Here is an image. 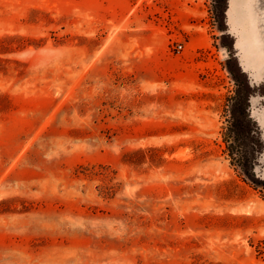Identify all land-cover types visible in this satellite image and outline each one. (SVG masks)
<instances>
[{"label": "rangeland", "instance_id": "obj_1", "mask_svg": "<svg viewBox=\"0 0 264 264\" xmlns=\"http://www.w3.org/2000/svg\"><path fill=\"white\" fill-rule=\"evenodd\" d=\"M234 73L264 141V0H0V264H264Z\"/></svg>", "mask_w": 264, "mask_h": 264}, {"label": "trees", "instance_id": "obj_2", "mask_svg": "<svg viewBox=\"0 0 264 264\" xmlns=\"http://www.w3.org/2000/svg\"><path fill=\"white\" fill-rule=\"evenodd\" d=\"M233 75L237 86L229 96V118L222 131L224 152L232 166L264 191V182L259 180L255 170L258 157L264 149V141L259 124L250 112L253 88L247 79L241 80L237 73Z\"/></svg>", "mask_w": 264, "mask_h": 264}, {"label": "built area", "instance_id": "obj_3", "mask_svg": "<svg viewBox=\"0 0 264 264\" xmlns=\"http://www.w3.org/2000/svg\"><path fill=\"white\" fill-rule=\"evenodd\" d=\"M183 48V44L181 42H177L174 46V49L180 51Z\"/></svg>", "mask_w": 264, "mask_h": 264}]
</instances>
